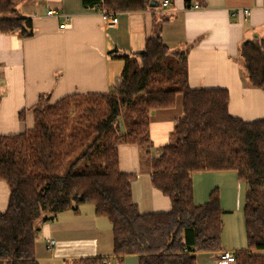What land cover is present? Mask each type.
<instances>
[{"label":"trees","instance_id":"trees-1","mask_svg":"<svg viewBox=\"0 0 264 264\" xmlns=\"http://www.w3.org/2000/svg\"><path fill=\"white\" fill-rule=\"evenodd\" d=\"M152 1L159 0L83 3L122 12L156 10ZM0 17L2 31L34 34L33 19L22 17L14 0H0ZM160 32L157 22L143 51L113 52L125 67L109 92H74L43 105L41 97L31 127L0 136V180L10 187L8 207L0 211V264H40L41 225L85 203L112 224L118 259L136 255L139 264H197V252L222 248L225 210L218 188L207 201H195L193 174L226 170L248 185V247L235 253L234 262L264 264V118L233 115L227 88L190 86V47L173 49ZM240 55L249 85L264 90V39L242 42ZM179 96L174 139L151 156V182L170 199L171 209L143 213L133 197L135 174L121 169L119 143L151 154L152 115L175 107ZM25 114L21 110L19 117Z\"/></svg>","mask_w":264,"mask_h":264},{"label":"crops","instance_id":"crops-1","mask_svg":"<svg viewBox=\"0 0 264 264\" xmlns=\"http://www.w3.org/2000/svg\"><path fill=\"white\" fill-rule=\"evenodd\" d=\"M14 1L22 17L33 19L35 30L32 36L22 37L0 29V136L22 133L31 127L41 97L54 102L74 92H109L121 81L125 67V61L114 57L113 52L143 51L158 21L166 44L173 49L190 47V86L227 88L229 111L233 115L246 121L264 118V90L249 85L240 57L242 42L264 39V0H170L169 6L159 5L156 10L119 12V23L113 28L106 27L99 9L86 7L83 0ZM196 3L201 7H189ZM245 8L250 10L249 14L244 13ZM50 10L58 15H50ZM21 110H26L25 119L19 117ZM181 111L175 106L153 113L151 155L156 154L154 147L170 140L175 116ZM141 150L138 145L119 143L121 169L135 174L134 200L143 213L169 211L170 199L151 182L152 166H140ZM222 172L232 170L193 174L197 203L209 199L213 188L209 181ZM234 174L230 176L237 177ZM196 181L203 182L201 191ZM9 196V184L0 180V211L7 209ZM103 227L107 228L106 223L88 203L60 212L41 225L36 240L39 263L86 264L84 260L88 258L103 259L99 264H113V260L120 264L129 260L139 263L136 255L118 259L112 229L105 238ZM49 239L56 240L51 249L46 246ZM221 247L197 252V264H219L220 251L236 253L247 248H232L224 243Z\"/></svg>","mask_w":264,"mask_h":264},{"label":"rangeland","instance_id":"rangeland-1","mask_svg":"<svg viewBox=\"0 0 264 264\" xmlns=\"http://www.w3.org/2000/svg\"><path fill=\"white\" fill-rule=\"evenodd\" d=\"M161 20V18H159ZM159 22V21H158ZM156 23V22H154ZM156 25V24H154ZM155 30V26H154ZM170 40V39H167ZM46 99H43L41 104H45ZM40 104V105H41ZM123 127L125 128V124L123 122ZM123 128V129H124ZM170 137L174 139L173 137V131L170 133ZM142 149V148H141ZM154 151L156 154L159 153L160 147L155 148ZM141 168L146 169L150 168V161H151V154L153 150L151 151V154L148 155V153L142 149L141 150ZM235 172L232 170L231 173L228 172H222L220 174H216L215 177H212L211 181H209L210 186H213L212 190L218 188L220 197H221V203L222 207L224 210H229V212L226 213L224 220V235H223V241L222 244L224 243V246H232L234 247H239V246H245L248 247V237L246 233V226H245V219H244V204L246 202V191H247V183L244 180L238 179V176H230L235 175ZM195 174V173H194ZM196 186L200 191L202 190L203 187V182L196 181ZM212 184V185H211ZM237 203H239V207L237 208ZM91 207H93L92 204H88ZM101 219H103L104 223H106L107 228H104V234L105 238L107 237L106 235L110 234V231L112 229V226L110 224V221L107 217L105 216H99ZM102 225V224H101ZM104 226V225H102ZM247 249V248H246ZM244 250V249H243ZM66 264H75L71 261H68ZM76 264H79L77 262ZM112 264V263H111ZM113 264H120L118 260H113ZM126 264H134L129 260L126 262ZM139 264V263H137Z\"/></svg>","mask_w":264,"mask_h":264},{"label":"built area","instance_id":"built-area-1","mask_svg":"<svg viewBox=\"0 0 264 264\" xmlns=\"http://www.w3.org/2000/svg\"><path fill=\"white\" fill-rule=\"evenodd\" d=\"M171 4L170 0H163L161 5L163 7H167ZM190 8H200V4H195V5H190ZM100 15L102 16V19L106 25L107 28H113L116 27L119 23L118 20H120L119 12L116 11H109L106 8H99ZM245 14H249L250 10L248 8L244 9ZM50 15H58V13L55 10H50L49 11ZM65 24L62 25L64 27ZM56 245V240L55 239H49L47 242V248L51 249ZM236 258L235 252L230 251V250H222L220 251L219 255V264H229L231 262H234V259Z\"/></svg>","mask_w":264,"mask_h":264},{"label":"water","instance_id":"water-1","mask_svg":"<svg viewBox=\"0 0 264 264\" xmlns=\"http://www.w3.org/2000/svg\"><path fill=\"white\" fill-rule=\"evenodd\" d=\"M160 5V2L159 1H152L151 2V5L150 6H152V7H158ZM182 96H179L178 97V99H177V105H176V110L178 111V112H180L181 111V109H182ZM171 111L173 112L174 111V109H171ZM151 123H152V119H151ZM153 124L151 125V131H152V136H153ZM172 130L174 129V127L172 126V128H171ZM167 142L166 143H164V144H162L161 146H164V145H167L168 143H169V141L168 140H166ZM52 218H54V217H52Z\"/></svg>","mask_w":264,"mask_h":264}]
</instances>
